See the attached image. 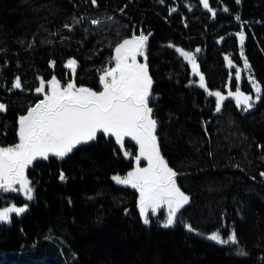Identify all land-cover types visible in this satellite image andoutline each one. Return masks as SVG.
I'll return each mask as SVG.
<instances>
[{
    "label": "trees",
    "instance_id": "trees-1",
    "mask_svg": "<svg viewBox=\"0 0 264 264\" xmlns=\"http://www.w3.org/2000/svg\"><path fill=\"white\" fill-rule=\"evenodd\" d=\"M209 4L230 12L218 11L213 19L201 0H97V6L91 0H0V103L7 106L0 113V145L18 141V116L41 98L34 91L38 77L47 81L65 73L64 85L72 79L66 61L74 58L77 86L94 82L87 86L98 89V69L112 63L115 45L133 32H151L146 54L160 150L191 198L173 228L160 226L162 212L145 225L136 190L111 179L126 174L132 160L113 138L99 134L63 159L50 156L29 168L35 200L10 224L0 223V264H264V147H257L264 146V97L248 112L230 98L217 113L215 97L194 83L189 64L168 46L199 47L207 89L225 93L229 73L234 77L236 67L243 68L234 33L246 21L243 51L264 88V0ZM170 8L177 10L170 15ZM74 17L83 19L73 26ZM96 18L101 24L93 28ZM225 56L236 67L230 69ZM16 76L23 87L9 91ZM241 76V90L252 93L247 73ZM235 85L233 79L232 91ZM4 201L25 203L15 193L5 194L0 207ZM184 224L205 234L221 229L224 237L235 228L248 255L238 256L235 246L210 242Z\"/></svg>",
    "mask_w": 264,
    "mask_h": 264
},
{
    "label": "snow or ice",
    "instance_id": "snow-or-ice-1",
    "mask_svg": "<svg viewBox=\"0 0 264 264\" xmlns=\"http://www.w3.org/2000/svg\"><path fill=\"white\" fill-rule=\"evenodd\" d=\"M163 3L164 0H159ZM237 4L241 0H235ZM92 6H97V0H91ZM202 7L215 18L218 11L230 12L227 7L213 9L209 0H201ZM177 9L170 8L171 15ZM123 12V9H121ZM73 18V26L80 23ZM107 19H112L108 17ZM234 19L241 21L237 14ZM92 25H100L99 18L91 20ZM248 22H241V31L234 33L239 39L240 56L243 68L236 67L228 56H225L227 66L236 67L235 76L229 73L227 94L221 91H208L205 76L200 72V63L195 52L185 51L181 47L169 44L180 57L191 67V73L198 76V85L205 89L208 96L215 97V111L219 113L223 104L230 98L234 100L238 109L243 112L252 110L264 97V88L255 79L251 64L244 54L243 46L246 40L244 27ZM65 28L72 30V26L65 24ZM151 32L143 30L139 34L133 32L130 38H124L114 47V66L105 65L98 69L100 91L86 86H77L76 71L78 61L70 58L65 67L71 70L72 79L63 86L55 75L45 81L38 77L39 85L35 93L43 96L34 106L27 108L25 114L17 118V138L14 145H0V200L9 193L22 195L25 203L17 206L14 201H4L6 206L0 207V223L10 224L12 217L21 216L29 210V202L35 200V185L28 177V170L38 160H48L50 156L63 159L82 144H88L97 139L98 134L105 137H114L125 158L132 154L125 150V139L130 138L138 145V152L134 156L135 166L126 174H114L111 179L118 185L130 186L138 192V211L145 225L150 224V217H156L161 209H166L165 219L160 226L168 229L182 222L180 213L190 204V196L181 190L177 183L180 175L161 154L159 137L157 135L158 121L154 118V109L150 102L153 79L149 74L147 63V45ZM224 38L221 37V40ZM31 47V45H30ZM143 57L144 62L138 61ZM7 63V62H5ZM50 67H55V61H50ZM247 73V80L251 85L252 93L245 94L241 90V73ZM233 79L236 82L235 91L231 90ZM193 83V81H189ZM21 77L16 76L12 88L22 89ZM47 87V91H46ZM7 106L0 103V113L6 112ZM207 132V130L205 129ZM257 147H264L257 145ZM147 166L141 167V161ZM264 177V171L260 173ZM61 181L67 178L63 171L59 175ZM254 179V178H253ZM69 203L71 200L69 199ZM127 209L125 213L127 214ZM189 232L201 235L202 238L220 246H235L236 255L247 256L244 248L239 247L238 237L233 228L227 237L222 230L217 229L210 234L200 233L191 224H184ZM264 260V257H261Z\"/></svg>",
    "mask_w": 264,
    "mask_h": 264
},
{
    "label": "rangeland",
    "instance_id": "rangeland-1",
    "mask_svg": "<svg viewBox=\"0 0 264 264\" xmlns=\"http://www.w3.org/2000/svg\"><path fill=\"white\" fill-rule=\"evenodd\" d=\"M90 25L93 27V28H98L99 27V25H92L91 23H90ZM127 38H130V37H127ZM114 56V50H113V54H112V57ZM138 61L139 62H141V63H143L144 62V58L143 57H138ZM109 66H114V61H112V63L109 65ZM190 66V65H189ZM191 68V67H190ZM192 74V73H191ZM193 76V78L195 79V81H194V83L196 84V85H198V80H199V77L198 76H194V75H192ZM62 86H63V84H61ZM100 85V84H99ZM84 86H86V87H90V88H92L93 90H96V91H100V90H102V88H101V86L98 88V89H95L94 87H91V86H87V85H84ZM199 86V85H198ZM205 90V89H204ZM46 91H47V87H46ZM209 91V90H208ZM223 94H227V92H225V93H223ZM246 94V93H245ZM150 106H151V104H150ZM152 107V106H151ZM155 118V117H154ZM99 135V134H98ZM111 138H113V140L115 141V139H114V137H111ZM116 143V142H115ZM118 146V145H117ZM119 147V146H118ZM119 149H120V147H119ZM125 150H127V151H129L132 155L130 156V157H128V158H125L124 157V155H123V152L121 151V149H120V151H121V153H122V155H123V157L126 159V160H132L131 161V169L135 166V161H134V156L137 154V152H138V145H136L135 144V142L134 141H132L130 138H126L125 139ZM141 167H145V166H147V162L146 161H144V160H142L141 161V165H140ZM130 169V170H131ZM129 170V171H130ZM135 190V189H134ZM136 192H137V190H136ZM22 196V195H21ZM23 197V196H22ZM15 202V201H14ZM137 202H138V192H137ZM15 204L17 205V206H22L24 203H20V204H18V203H16L15 202ZM137 208H138V206H137ZM160 212H162V214H163V220L165 219V215H166V209H161L160 210Z\"/></svg>",
    "mask_w": 264,
    "mask_h": 264
},
{
    "label": "flooded vegetation",
    "instance_id": "flooded-vegetation-1",
    "mask_svg": "<svg viewBox=\"0 0 264 264\" xmlns=\"http://www.w3.org/2000/svg\"><path fill=\"white\" fill-rule=\"evenodd\" d=\"M55 76H56L57 79H59L60 81H63V79L66 78V74H65V73H62V77H58L56 74H55ZM62 78H63V79H62ZM85 84H87V85H94V82H90V83L85 82ZM42 98H43V96L41 95V98H40V99H42ZM40 99H37V101L34 103V105H35L36 103H38ZM34 105H33V106H34Z\"/></svg>",
    "mask_w": 264,
    "mask_h": 264
}]
</instances>
